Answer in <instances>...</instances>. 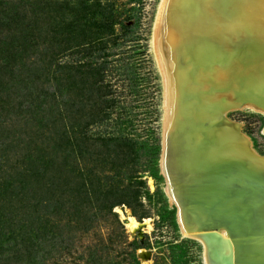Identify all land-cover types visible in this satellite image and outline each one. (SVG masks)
<instances>
[{
	"label": "rangeland",
	"instance_id": "rangeland-1",
	"mask_svg": "<svg viewBox=\"0 0 264 264\" xmlns=\"http://www.w3.org/2000/svg\"><path fill=\"white\" fill-rule=\"evenodd\" d=\"M162 7L0 0V241L20 242L0 263L31 254L22 241L30 224L39 245L28 264H205L203 244L182 234L162 168L164 88L154 49ZM229 118L264 158V116ZM32 185L38 210L25 222L18 198ZM103 208L117 218L98 212L91 221ZM69 237L73 247L62 246Z\"/></svg>",
	"mask_w": 264,
	"mask_h": 264
},
{
	"label": "bare ground",
	"instance_id": "bare-ground-1",
	"mask_svg": "<svg viewBox=\"0 0 264 264\" xmlns=\"http://www.w3.org/2000/svg\"><path fill=\"white\" fill-rule=\"evenodd\" d=\"M160 14L154 49L164 88L167 184L172 172L180 190L218 168L237 171L227 174L238 181L234 191L208 187L200 206L189 207L169 184L182 234L203 244L205 264H264V158L229 118L244 110L264 116V0H163ZM137 226L129 216L127 228Z\"/></svg>",
	"mask_w": 264,
	"mask_h": 264
},
{
	"label": "trees",
	"instance_id": "trees-1",
	"mask_svg": "<svg viewBox=\"0 0 264 264\" xmlns=\"http://www.w3.org/2000/svg\"><path fill=\"white\" fill-rule=\"evenodd\" d=\"M34 185L30 186L29 189H27V187H24V190H23V195L19 196L18 199L21 200V207L24 208V206H27L28 208V212L24 213V220L25 222H27L26 220L28 219H31L33 217V214L36 212L37 209V203L35 198L39 195V189L36 188V187H33ZM81 196V192H77L76 195H75V199L79 200V197ZM84 197L85 196V193L83 194ZM32 201V202H31ZM30 204V205H29ZM22 208V210H23ZM98 212H101V213H106L108 215H111L112 217H116V214L113 212V208H103V209H98L97 211L93 210L91 211V215H92V218H90L91 221H95L96 219L99 218L98 216ZM21 215V213H20ZM21 219V216L19 218V220ZM17 222L19 223L20 221H18V219H16ZM23 220V221H24ZM99 225V229H103V225H100V223L98 224ZM6 227H8V223L7 225H5ZM27 231L29 230V232L26 234L25 233V236L24 238L22 239L23 243H25V250H28L31 254H29V256H25L24 259H30L32 257H34L33 255V251L35 249V247H38L39 244H37V240H38V231H30L32 229V225H27ZM123 229V228H122ZM56 239L54 240H51V242L55 241ZM124 240L125 242H123L127 247H131V243L128 242V238L127 236L124 235ZM104 242L105 240L103 239H100L97 243H95V247L96 246H104ZM113 240L111 239V243H110V247H109V251L110 250H113L111 247L113 246ZM76 243V239H73V238H66L63 240L62 242V246H71L73 247V245ZM94 244L93 241L92 243H90L89 245H86L85 247H82L84 249H88L89 247L91 248V245ZM20 246V242L18 240H16L15 238H12V236L8 237V239L6 241H0V253H3V252H7L8 249H14L15 247H19ZM84 246V245H83ZM93 254V253H92ZM92 254L90 255L92 257ZM1 255V254H0ZM21 257H19L18 255H16L14 258H10L9 256H7V258H3V261L4 263H0V264H12V262L14 260H16V264H28V263H24V260ZM96 258L92 257L90 262L91 264H95L96 263ZM47 262V261H46ZM46 262H44V264H47ZM31 264H37V263H31ZM103 264H121V263H113L111 260H108V261H104Z\"/></svg>",
	"mask_w": 264,
	"mask_h": 264
},
{
	"label": "water",
	"instance_id": "water-1",
	"mask_svg": "<svg viewBox=\"0 0 264 264\" xmlns=\"http://www.w3.org/2000/svg\"><path fill=\"white\" fill-rule=\"evenodd\" d=\"M189 132V131H188ZM167 141L170 142V138L168 137L167 138ZM170 145V144H169ZM184 145H182V147L180 148V152L182 151V148H183ZM170 148V146H169ZM182 154V153H181ZM181 154H180V157H181ZM165 170L167 171L169 177L171 176L170 175V161H169V158H168V151H167V155L165 156ZM170 169V170H169ZM217 171V175H218V178L215 176H213V174ZM180 172V171H179ZM215 172H212L210 173L208 176L206 177H202L201 179H194L195 180V183H192L190 184L188 182V180H186V182L184 183V181H182V183H184L185 187L184 189H176L174 188L172 185L173 183H175V181H179V180H176L174 178L173 180V177L176 176V174L174 172H172V178L171 180H169V184H170V187L173 191V193L175 195H177V197H183L185 200H187L188 202L190 201L189 203V207L190 206H200L198 200H203L201 199L202 197L201 196H205L207 190H209L208 187H211L212 191L211 192H216V191H220V190H224L222 188H217L216 189V184L218 185H221V186H225L226 185L229 187L230 191H234L235 190V185L238 183V181H235L236 179L235 178H232V179H229V177L227 178V174H235L237 171L235 170H231L230 167H221V168H218L217 170H215ZM220 172V173H219ZM219 173V174H218ZM216 178V179H215ZM169 184H168V187H169ZM182 188V187H180ZM178 191V192H177ZM209 192V191H208ZM179 193V194H178ZM182 199V198H181ZM233 199V198H232ZM232 199H228V200H232ZM185 204H187L186 202H184ZM204 206V205H203ZM219 223H222V224H225L227 223L226 221H222L221 219L219 220Z\"/></svg>",
	"mask_w": 264,
	"mask_h": 264
}]
</instances>
